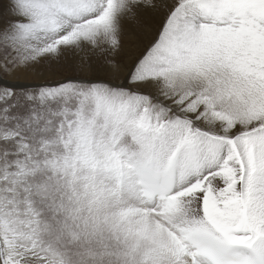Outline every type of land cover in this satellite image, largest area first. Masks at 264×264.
I'll return each mask as SVG.
<instances>
[{
	"label": "snow or ice",
	"instance_id": "6c2138e0",
	"mask_svg": "<svg viewBox=\"0 0 264 264\" xmlns=\"http://www.w3.org/2000/svg\"><path fill=\"white\" fill-rule=\"evenodd\" d=\"M0 264H264V0H0Z\"/></svg>",
	"mask_w": 264,
	"mask_h": 264
}]
</instances>
